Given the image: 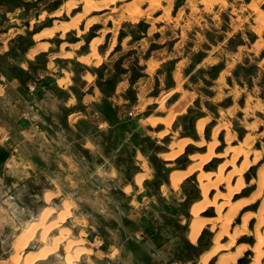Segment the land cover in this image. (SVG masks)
Segmentation results:
<instances>
[{"label": "rangeland", "instance_id": "374dc122", "mask_svg": "<svg viewBox=\"0 0 264 264\" xmlns=\"http://www.w3.org/2000/svg\"><path fill=\"white\" fill-rule=\"evenodd\" d=\"M88 3L93 5L89 10ZM75 19L74 27L33 38L34 33ZM94 39H100L96 52ZM41 41L47 43L46 50L28 57L30 47ZM84 56L89 59L83 60ZM49 60L57 74L63 69L70 76V91L55 84L39 91L38 72ZM213 65L220 66L215 78L210 75ZM82 73L108 91L102 92L103 99L94 106L99 118L108 122L111 136L108 139L106 129L80 120L77 129L95 132L103 155L87 152L81 171L69 159L70 169L65 170L59 165L58 137L44 135L47 124L37 115L57 108L59 100L80 95ZM0 77H4L0 78L4 86L0 116L13 127L19 152L28 154L20 155V160L11 156L8 165L0 159V264H35L31 255L52 245L64 230L63 240L43 264L60 263L68 253V241L74 242L70 253L77 264H217V258L233 252L235 260L230 264H264V253L257 255L264 247L255 249V243L264 244V0H0ZM124 79L128 86L123 96L128 102L118 104L113 94ZM176 82L196 95L187 111L174 117L175 133L158 137L156 128L141 127L138 120L159 113L150 100ZM142 84L147 93L134 107ZM144 99L150 104L143 105ZM66 108L56 109L53 116L63 119L71 110ZM190 109L201 112L194 121L195 131L196 121L206 116L201 138L197 131L195 137L183 133ZM18 123L37 129L31 131L34 136L23 139L16 131ZM172 134L186 136L190 142L175 159L176 165L168 166L158 153L168 149ZM2 135L0 146H5L11 137ZM76 147L85 152L79 143ZM137 148L150 177L142 182V191L127 193L124 185L142 170ZM109 162L122 172L111 175L100 168ZM154 162L166 176L174 167L202 165L166 198L159 192L164 178H157ZM95 166L100 168L97 172ZM218 168L223 173L220 177L212 174ZM205 172L212 174L209 179L202 178ZM202 181L217 183L210 186L207 197L217 195L218 202L200 212V217L210 221L192 241L191 208L205 198ZM232 203L240 206L227 220ZM66 206L64 220L45 236L40 226L21 251L17 244L26 228L40 223L45 211L49 216L44 224L49 226ZM209 251L208 261L202 262V255Z\"/></svg>", "mask_w": 264, "mask_h": 264}, {"label": "crops", "instance_id": "0c3cea01", "mask_svg": "<svg viewBox=\"0 0 264 264\" xmlns=\"http://www.w3.org/2000/svg\"><path fill=\"white\" fill-rule=\"evenodd\" d=\"M35 34H33V38H35ZM44 43V41H41L39 43H36L30 49L26 52V55L28 57H33L40 51H45L46 48L40 49L37 52L31 54V50L35 47H37L39 44ZM33 55V56H32ZM54 63L50 62V60L47 63V66L42 69V71L38 72V76L40 77L39 79V86L38 89L39 91H48L52 85H56L59 87V89L63 90H69L70 91V84H71V78L69 75L63 74V69H61V74L56 73V69L54 68ZM87 74L82 73L81 78L83 83H81V94L80 95H75L73 94L72 96H69L67 99H64L63 101L59 100L57 104V108H53V110H50V108L46 111H42V114L38 113V118L42 119L47 125H44L46 130L42 131L45 134L49 135L53 139L58 137V140L60 143L59 144V151L58 153L60 154L61 161L59 162L60 167H63L65 170L70 169V160L73 159L75 164H76V170L81 171L82 167L84 165V160L85 159V154L89 152L90 154H95V155H103V146L101 145V139L100 137L95 136V132L90 130L89 132H85L84 130H78L77 125L78 122L82 119L84 121H89L91 122V125L93 124L95 127L94 128H102L106 129L107 132H104L106 135H109V130H108V122L104 120L103 118H99L98 112L96 111V107L94 106L96 102H101L103 99V94L104 92L101 88L96 86L94 82L91 81V78H89ZM93 77V76H91ZM4 78V77H0ZM89 79V80H88ZM93 79V78H92ZM128 86V82L126 80H121L115 88V92L113 94V99L116 101V103H125L128 102V100L123 96L125 93V90ZM144 85L142 84V89L137 92V101L138 104H134V107H137L139 105V101L141 98L144 96V94L147 93L146 89L143 87ZM91 87V88H90ZM141 88V87H140ZM90 89V90H89ZM4 91V86L0 82V95ZM142 92V95H141ZM44 93V92H42ZM195 92L189 88H186L184 86H181L180 83L176 82L174 86L168 89H163L162 92L160 93V96H157L155 99L150 100L151 102L154 101L153 103L157 104V109L160 110L159 113H153L144 117L139 118L138 122L141 127L145 125H151L152 127L156 128V136L158 137H164L167 134L170 133H175L172 127V123L174 120V117L177 115L183 114L184 112L187 111V108L191 104V102L194 100L195 97ZM75 99V100H74ZM42 100V99H41ZM80 101L81 107L78 104ZM149 100H143L142 104L147 106L150 104ZM61 102V103H60ZM40 103V102H39ZM95 103V104H94ZM168 104L163 107V104ZM38 104V103H37ZM43 105V104H42ZM177 105V106H176ZM40 106V105H39ZM67 110L66 107H70L71 110L69 113L63 118H56L53 116V113L55 112L56 109L62 111V109ZM174 107V109H173ZM177 109V112H176ZM94 110V111H93ZM183 110V111H182ZM180 111V112H179ZM173 112V113H172ZM175 115V116H174ZM73 116V117H72ZM165 122H164V121ZM201 120H204V126L206 125V116L200 117L195 124L196 131L199 135V137H202V132L200 130L198 124ZM38 123V122H37ZM70 125V126H69ZM70 127V128H69ZM172 128V129H170ZM37 129L31 130L28 129V127H25L24 124L18 123L17 126V132H20V136L23 138H29L30 136H34V133L36 132ZM46 132V133H45ZM3 133H9V136L11 137V141L5 146H0V159L1 161L6 162L8 165V161L11 159L13 156L14 158L20 160V155L23 157H27L28 154L26 153H20L19 152V145L18 143L14 142V129L12 126L7 125L6 122L1 118L0 116V142H2V134ZM58 134V136L56 135ZM171 136V141L168 145V149L165 151H161L158 153V155L164 159L167 160L168 162L166 163L168 166H174L176 165L175 159L184 151L186 145L190 142L188 137H177L174 134L170 135ZM23 138V139H24ZM109 138V137H108ZM182 141V142H181ZM79 143V145L82 146V149L86 152H79L77 151L76 145ZM67 144V148L64 147V144ZM183 143L182 145H180ZM183 146V147H181ZM76 151V152H75ZM112 153V152H111ZM71 154H74L76 156L73 157ZM169 154V155H168ZM167 155V156H166ZM170 156V157H169ZM174 156V157H173ZM193 154H190L189 157H192ZM136 157L141 160H138V165H140V168L142 170L137 171L133 177L132 181L129 184H125L124 187L127 189V193H130L129 191L134 192V189H138L137 192L142 191V182L146 180L148 177H150L149 173V168L147 162L143 158V153L137 148L136 150ZM197 157V156H196ZM23 159V158H22ZM28 159V158H27ZM29 160V159H28ZM27 160V162H29ZM14 163H16V160H14ZM195 163H190L186 167H174L170 170L168 176H166V179H164V182L160 185V193L165 196L166 198H169L171 194L176 193V188L178 186L173 185L172 182V175L174 173H180L187 171L190 169ZM105 171L110 173L111 175L115 174L117 171L122 172L121 168L119 169L118 165H115L113 163H108V165L100 167L104 168ZM147 167V168H146ZM94 172H97L99 166L94 167ZM198 167H195L194 169L191 170L183 179H185L187 176H189L195 169ZM96 170V171H95ZM20 171V169L18 170ZM17 173V172H16ZM19 173V172H18ZM21 173V172H20ZM200 174V173H199ZM141 177V178H140ZM172 182V183H171ZM126 191V190H125ZM144 198V196H143ZM137 202L138 204L143 203V200L137 199L134 200L132 199V202ZM69 203H73V200H70ZM144 217V215H141L140 218ZM190 236V232H189ZM31 253H34L36 251H30ZM120 252L118 253L117 257H119ZM65 257V256H64ZM63 257V259H64ZM47 259V258H46ZM44 259V260H46ZM44 260H36L33 263H38V264H43ZM62 261V260H61ZM57 264H63V261ZM77 264V262H74ZM52 264V263H49ZM54 264V263H53Z\"/></svg>", "mask_w": 264, "mask_h": 264}, {"label": "bare ground", "instance_id": "6f19581e", "mask_svg": "<svg viewBox=\"0 0 264 264\" xmlns=\"http://www.w3.org/2000/svg\"><path fill=\"white\" fill-rule=\"evenodd\" d=\"M157 2V1H156ZM107 4V3H106ZM88 8H87V10H89L90 9V7H92L93 5L92 4H90V3H88ZM98 7H99V4H98ZM102 10V9H101ZM108 18V17H107ZM76 19L75 20H73L72 22H70L69 24H59V25H54V28L53 29H51V30H43L42 32H40V33H36L35 34V38H37V39H40V38H42V37H44V36H49L50 34H52L53 33V31L55 30V29H66V28H70V27H74V26H76L77 24H76ZM100 39H94V41H92V48H93V50H94V52H96V46H95V44L96 43H98V41H99ZM47 47V43L46 42H44V43H41V44H39L37 47H35V49H33L32 50V53L31 54H33V53H35L36 51H38V50H40V49H44V48H46ZM93 55V54H92ZM33 56V55H32ZM94 56V55H93ZM98 58V57H97ZM82 59L83 60H88L89 59V56H84V57H82ZM177 106V105H176ZM173 109H174V107H173ZM183 111V110H182ZM176 112H177V109H176ZM180 112V111H179ZM173 113V112H172ZM175 116V115H174ZM164 121V120H163ZM165 122V121H164ZM203 123H204V121L203 122H199V124H198V126H199V128H200V130L201 131H203ZM182 142V141H181ZM198 143V142H197ZM183 143H181L180 145H182ZM181 147H183V146H181ZM214 148V147H213ZM219 153V152H218ZM169 155V154H168ZM167 156V155H166ZM211 156H212V154H211ZM170 157V156H169ZM174 157V156H173ZM204 158H210V157H204ZM203 158V159H204ZM198 165H202V162L201 163H197V164H195L194 166H197L198 167ZM194 168V167H193ZM237 168H239V170L241 169L240 167H236V169ZM221 168H218V171H214V172H212V174H214L215 176H217V177H220L221 176V173H222V171L220 170ZM235 169V170H236ZM191 170H192V168L191 169H188L187 171H184V172H180V173H174L173 175H172V182H173V185H175V186H178L179 184H180V182L183 180V178L189 173V172H191ZM238 170V171H239ZM240 172H241V170H240ZM232 173H233V171H232ZM210 172H205V173H203L202 174V178L203 177H206L207 179H209L210 177H211V175H212ZM223 174V173H222ZM226 175H227V173H226ZM232 175V174H231ZM229 177V176H228ZM141 178V177H140ZM223 178V177H222ZM231 178V177H230ZM227 179V178H226ZM225 180V179H224ZM228 180V179H227ZM230 180V179H229ZM218 181V180H217ZM220 181H221V179H220ZM171 182V183H172ZM203 182V181H202ZM215 182V181H214ZM213 182V183H214ZM227 182V181H226ZM212 183V184H213ZM221 183V182H220ZM212 184H210V183H208V182H206V183H202L201 184V187H202V191H203V193H205V198H204V200L203 201H201V202H199V203H195V204H193L192 205V208H191V214H193L194 215V219H193V221H192V223H191V225H190V238L192 239V241L193 240H196V238L198 237V235H199V233H200V231L202 230V228L204 227V225L206 224V222H209L210 220H209V218H202V217H200L199 216V214H200V212L202 211V210H204L205 209V207L206 206H208V205H215L217 202H218V197H217V195L215 196L214 195V197L213 198H208L207 197V193H208V190H209V188H210V186H212ZM215 184V183H214ZM213 184V185H214ZM217 184V183H216ZM215 184V185H216ZM214 185V186H215ZM228 185V184H227ZM229 185H230V182H229ZM241 185H242V183H241ZM216 186H218V185H216ZM231 186V185H230ZM229 187V186H228ZM232 187V186H231ZM234 187V186H233ZM242 187V186H241ZM236 188V187H235ZM234 188V189H235ZM238 188V187H237ZM233 190V189H232ZM237 190H239V189H237ZM260 191V190H259ZM234 192V191H233ZM232 193V192H231ZM261 193V192H260ZM260 193H258V194H260ZM230 195V194H229ZM234 195V194H233ZM230 197V196H229ZM223 200H225V199H223ZM231 200V199H230ZM230 200L228 201V202H230ZM221 202H224V201H221ZM226 203H228L227 201H225ZM238 202H240V201H238ZM236 203V202H235ZM235 203H232V204H234V206L232 207V205L229 207V209H227V210H230V208H232L229 212L230 213H228V211H226L230 216L227 218H225V219H229L230 217H231V214L233 213V212H235L237 209H236V207L238 208L239 206H240V203H238V204H235ZM220 204V203H219ZM222 204V203H221ZM230 204V203H229ZM242 204V203H241ZM217 205V204H216ZM215 205V206H216ZM223 205V204H222ZM264 205V204H263ZM219 206H221V205H218V207ZM67 208H65L66 210L65 211H63V212H60L59 213V218H58V220H56V221H54V222H52L49 226H47V227H45V219H46V217L47 216H49L48 215V211H45V212H42V215H41V222L40 223H36V225L34 224V225H32V226H29V227H27L26 228V230L24 231L25 233L24 234H22L21 236H20V239H21V241H19L18 242V244H17V246H21L20 248H21V251L23 250V246L26 244V241L27 240H30V239H32V237L33 236H35L34 234H35V232H36V230L41 226V227H44V231L42 230V235H46V233H47V231L48 230H50L51 228H52V226H53V228H54V226H57L59 223H61L60 221H62V220H64V218H65V216H66V214H67V210H68V206H66ZM218 207H216L218 210H219V208ZM223 207V206H222ZM216 209V210H217ZM262 209V208H261ZM260 209V210H261ZM217 210V211H218ZM221 210H222V208H221ZM261 211H263V210H261ZM50 212V211H49ZM218 212H220V210L218 211ZM227 213L226 214H224V215H227ZM222 214V213H221ZM219 215H220V213H219ZM262 215V214H261ZM58 216V215H57ZM228 216V215H227ZM260 216V215H259ZM263 216V215H262ZM223 217V216H222ZM262 218V217H261ZM218 219H220L219 217H218ZM224 219V220H225ZM215 220V219H214ZM222 220V219H221ZM220 220V221H221ZM231 220V219H230ZM263 220V219H262ZM50 222V221H49ZM215 222V221H214ZM227 222V221H226ZM261 222V221H260ZM263 222V221H262ZM38 224H40V225H38ZM215 224V223H214ZM229 224V223H228ZM212 225H213V222H212ZM211 225V226H212ZM221 225V224H220ZM223 225H226L224 222H223ZM225 227V226H224ZM227 227H229V225H227ZM213 228H214V226H213ZM222 228H223V226H222ZM226 228V227H225ZM235 230L234 231H236V233L238 232V230H237V228L235 227L234 228ZM69 230V229H68ZM227 231H229L228 229H227ZM226 232V231H225ZM258 232V231H257ZM62 234H60L59 236H57L56 238H54L53 239V242H52V245L50 244L49 246H45V247H43V248H41L37 253H34L33 255H31V259H32V261L34 262V261H36V260H44V259H46L47 258V256L48 255H50L49 253L50 252H52V251H54V250H56V248L58 247V244L60 243V241L61 240H63L62 239V236L64 235V233H65V230H64V232H61ZM222 232L220 231V233H219V235L221 234ZM234 233V232H233ZM40 234V233H39ZM224 234V233H223ZM235 234V233H234ZM41 235V234H40ZM218 235V234H217ZM217 235H216V237H217ZM236 235H238V234H236ZM232 237V236H231ZM220 238V237H219ZM216 239V238H215ZM231 239V238H230ZM232 240H234V239H232ZM263 240H264V238H263ZM218 241H220V240H218ZM50 242V241H49ZM45 243L46 242H44V245H45ZM227 243V242H226ZM229 243V242H228ZM227 243V244H228ZM73 244H74V242L73 241H68L67 243H66V246H65V249H67V251H68V253L66 254V256L64 257V259L62 260L63 261V264H73V262H74V258H76V257H74V255H71V251H73V249L71 250V248H72V246H73ZM216 244H217V242H216ZM225 244V243H224ZM78 245V244H77ZM227 246H229V245H227ZM246 246V245H245ZM75 247V246H74ZM223 247V246H222ZM264 247V244H263V241H261V243H255V249H260L261 250V248H263ZM238 248V247H237ZM244 248V247H243ZM81 249V248H80ZM213 249V248H212ZM217 249V248H216ZM214 250V249H213ZM219 250H221V249H219ZM237 250V249H236ZM239 250H241V249H239ZM243 250V249H242ZM66 251V252H67ZM257 251V250H256ZM259 251V250H258ZM263 251V252H262ZM215 252V251H214ZM237 252V251H236ZM240 252V251H239ZM238 252V253H239ZM243 252V251H242ZM261 252V254L262 253H264V249L263 250H261V251H259V252H257V255L259 254ZM77 253V252H76ZM75 253V254H76ZM234 253V252H233ZM232 253V254H233ZM212 254V251H209L208 253L206 252V253H204V255H202L203 257H202V262H206V261H208V259H209V257H210V255ZM222 254H226L225 252L224 253H222ZM228 254H231V253H228ZM228 254H226V255H228ZM232 254H231V256L230 255H228V256H226V255H222L219 259L217 258V264H230L231 263V261L234 259L233 258V256H232ZM239 254H241V252L239 253ZM256 255V256H257ZM260 255V254H259ZM263 255V254H262ZM237 256V255H236ZM261 256V255H260ZM235 260V259H234ZM234 260H233V262H234ZM31 261V262H32ZM61 261V262H62ZM255 261V260H254ZM260 261V260H259ZM26 264H28L27 262H26ZM253 264V263H252Z\"/></svg>", "mask_w": 264, "mask_h": 264}, {"label": "trees", "instance_id": "16d2710c", "mask_svg": "<svg viewBox=\"0 0 264 264\" xmlns=\"http://www.w3.org/2000/svg\"><path fill=\"white\" fill-rule=\"evenodd\" d=\"M220 69V66L219 65H213L212 67H211V69H210V75H211V77H213V78H215L217 75H218V70ZM101 88H102V90L105 92V93H107L108 91L105 89V86H103V85H101L100 86ZM134 98H136V96L134 95ZM201 114V112H199V111H193L192 109H190V113L187 115V116H185L186 117V120H185V122H184V131L185 132H183L184 134H186V135H191V136H196V131H195V129H194V121H195V118L196 117H198L199 115ZM209 124L207 125V127H206V132H208V129H209ZM110 136L111 135H109V138H110ZM108 138V139H109ZM180 161V160H179ZM213 161H214V159H213ZM212 161V162H213ZM211 162V163H212ZM183 165V163L180 161V163H179V166H182ZM154 166H155V168H156V170H157V174H156V176H157V178L158 179H166V175H163V173H162V169L161 168H159V165H158V163H155L154 162ZM206 167H207V165H206ZM155 184L158 186L159 185V181L158 180H155ZM192 196H190L189 198H191ZM196 250H197V252L199 251V248L197 247V248H195Z\"/></svg>", "mask_w": 264, "mask_h": 264}]
</instances>
